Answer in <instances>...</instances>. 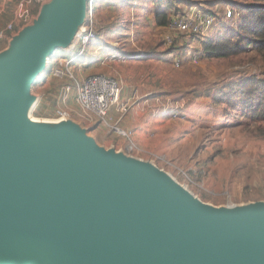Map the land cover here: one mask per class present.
I'll list each match as a JSON object with an SVG mask.
<instances>
[{"label":"water","instance_id":"water-1","mask_svg":"<svg viewBox=\"0 0 264 264\" xmlns=\"http://www.w3.org/2000/svg\"><path fill=\"white\" fill-rule=\"evenodd\" d=\"M87 18V0H45L0 50V264H264V201L205 204L70 117H30Z\"/></svg>","mask_w":264,"mask_h":264},{"label":"rangeland","instance_id":"rangeland-1","mask_svg":"<svg viewBox=\"0 0 264 264\" xmlns=\"http://www.w3.org/2000/svg\"><path fill=\"white\" fill-rule=\"evenodd\" d=\"M113 1L92 6V29L97 38L85 48L81 61L76 59L65 70L66 75L57 78L50 73L57 57L51 60L52 69L46 70L49 84L35 88L42 100L33 106L30 117L51 118L57 110H64L71 120L89 129L87 133L99 146L152 162L205 204L226 207L264 201V126L242 121L239 105L229 107L213 99L228 82L259 75V69L246 56L222 60L199 57L203 40L191 38L188 42L184 34L173 46H165L166 29L155 25L153 15L158 5H168L167 0ZM184 1L172 0L177 14L183 12ZM193 1L204 3L220 19L210 37L223 34L243 15L240 7L254 0ZM226 8L233 11L229 18L224 17ZM78 43L77 37L73 51ZM88 50L94 53L91 61L86 58ZM95 74L120 81L128 111L118 123L117 112L107 121L128 133V138L81 117L73 87L66 96L56 95L60 85L75 86V81Z\"/></svg>","mask_w":264,"mask_h":264},{"label":"built area","instance_id":"built-area-1","mask_svg":"<svg viewBox=\"0 0 264 264\" xmlns=\"http://www.w3.org/2000/svg\"><path fill=\"white\" fill-rule=\"evenodd\" d=\"M43 0H19L16 5L14 17L12 21L7 23L4 27L0 28V42L7 41L14 32L15 23H27L32 14L34 5L40 4ZM93 1H89L88 17L85 30L78 36L79 43L75 51L66 59L62 55H57L56 67L51 70L54 77L61 78L66 75L65 70L84 56L85 48L96 38V33L92 29V6ZM183 5V12L181 14H171L167 24L164 26L167 34L164 37V45L171 47L175 44L183 34L186 41L189 42L191 38H197L204 42L212 29L220 22L216 13L211 8H206L204 3L185 0ZM225 18H229L233 11L226 8ZM205 38V39H204ZM194 60L197 56H193ZM175 63L178 64L179 60L176 59ZM75 86L66 85L63 87V95H67L71 91V87L75 89L76 103L80 108V116L88 121H96L98 124H105L116 131L122 137L128 138L129 135L115 125H109L107 121L111 119L109 113L112 108H116L119 114L115 123L121 120L127 111L128 107L125 103L121 102L122 86L119 80L113 77L95 74L90 75L81 80L75 81ZM69 113L64 110H57L54 117L48 119H61L68 118ZM132 147V146H131Z\"/></svg>","mask_w":264,"mask_h":264},{"label":"trees","instance_id":"trees-1","mask_svg":"<svg viewBox=\"0 0 264 264\" xmlns=\"http://www.w3.org/2000/svg\"><path fill=\"white\" fill-rule=\"evenodd\" d=\"M11 1L15 4L19 0ZM180 1L182 0H177V2ZM113 2L119 3L120 0ZM104 3H107V0L93 1V5ZM124 3L127 2L124 1ZM167 3L165 7L162 4L158 5L153 15L157 27H164L171 13L178 12L172 0H167ZM172 7L173 9L170 10ZM235 9L237 12L240 10L243 15L234 21L233 25L226 27L223 34L208 37L201 45L199 57L222 60L246 56L247 61L259 69V75L250 74L239 80L228 82L226 86L217 90L213 99L216 103H225L229 107L239 105L238 116L241 120L249 122L250 126L260 127L264 126V0H254L248 4L245 3L239 10L236 7ZM7 15L0 17V22L3 24L8 22ZM61 54L64 52H58V55Z\"/></svg>","mask_w":264,"mask_h":264},{"label":"crops","instance_id":"crops-1","mask_svg":"<svg viewBox=\"0 0 264 264\" xmlns=\"http://www.w3.org/2000/svg\"><path fill=\"white\" fill-rule=\"evenodd\" d=\"M43 1H45V0H43ZM42 1V2H43ZM47 1V0H46ZM16 5H17V2L15 3V4H13L12 3V1L11 0H0V17H2L3 15H7L8 13H9V15H7L8 17H9V21L8 22H6L5 24H3L2 22H0V28H2V27H4L7 23H9L10 21H12V19H13V17H14V12H15V9H16ZM39 7H40V4H36V5H34V8H33V16H35L36 14H37V11H38V9H39ZM87 24V23H86ZM86 24H85V26H86ZM25 24H23V23H18V22H16L15 23V26H14V32H13V34L14 33H16V32H18V30H20L21 29V27L22 26H24ZM85 26L83 27V29H85ZM84 31V30H83ZM82 31V32H83ZM81 32V33H82ZM76 40V39H75ZM8 41V40H7ZM7 41H2V42H0V50H2L3 48H5L6 46H7ZM75 42V41H74ZM74 44V43H73ZM73 46V45H72ZM102 48V47H101ZM89 49H93V48H89ZM103 49V48H102ZM73 47L71 48V50L69 51V52H64V53H66V54H69V53H72L73 52ZM94 50V49H93ZM95 51V50H94ZM87 54L88 55H90V57H88V55H87V57L86 58H89L88 60L89 61H91L90 59H93L92 57H94L93 56V54H90V50H88L87 51ZM57 59V58H56ZM55 59V60H56ZM87 60V65L89 64V61ZM79 61H81V60H79ZM56 62V61H55ZM54 62V63H55ZM51 63V60L49 61V64H48V67L49 68H51L50 67V64ZM48 69V68H47ZM52 69V68H51ZM46 72L47 71H45V72H43V74L42 75H40L39 77H38V80L36 81V83L32 86V89L34 90V95H36V97H37V100H36V103H35V105L36 104H38V103H41V100H42V98H41V95H38L39 93H37L36 91H35V88H39V89H41V88H43L47 83L49 84V81H50V79H49V77H48V75L46 76ZM50 73H51V71H50ZM66 85H71L70 83L68 84H62V85H60L59 87H57V90H56V95H58V96H61L62 95V93H63V87L64 86H66ZM69 97V96H68ZM75 98V94H74V96H73V99ZM120 100H121V102H123V103H125L127 100L126 99H122V98H120ZM116 108H112L111 110H110V113H109V115H110V117H112L113 116V114H116Z\"/></svg>","mask_w":264,"mask_h":264}]
</instances>
